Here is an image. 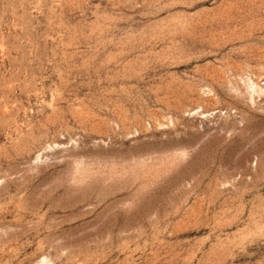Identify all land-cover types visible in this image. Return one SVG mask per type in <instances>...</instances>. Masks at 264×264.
Returning <instances> with one entry per match:
<instances>
[{"label": "rangeland", "instance_id": "rangeland-1", "mask_svg": "<svg viewBox=\"0 0 264 264\" xmlns=\"http://www.w3.org/2000/svg\"><path fill=\"white\" fill-rule=\"evenodd\" d=\"M0 264H264V0H0Z\"/></svg>", "mask_w": 264, "mask_h": 264}, {"label": "bare ground", "instance_id": "bare-ground-1", "mask_svg": "<svg viewBox=\"0 0 264 264\" xmlns=\"http://www.w3.org/2000/svg\"><path fill=\"white\" fill-rule=\"evenodd\" d=\"M45 263V262H44Z\"/></svg>", "mask_w": 264, "mask_h": 264}]
</instances>
